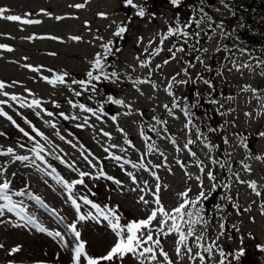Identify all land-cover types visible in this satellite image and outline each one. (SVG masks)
<instances>
[{
  "label": "rangeland",
  "instance_id": "1",
  "mask_svg": "<svg viewBox=\"0 0 264 264\" xmlns=\"http://www.w3.org/2000/svg\"><path fill=\"white\" fill-rule=\"evenodd\" d=\"M203 1L207 13L199 15V12L194 10L196 5L188 0H182L178 7H174L169 0H133L137 8L143 7L145 10V15L139 17L136 15L137 8L128 5L125 0H0V8L9 10L5 15H19L40 21L39 24L25 25L0 19V46H6L0 47V82L5 83V88L0 91H9V95H17L28 103L33 98L40 99L42 108L56 115L49 117L40 112V109L20 107L18 103L2 95L0 100H8V103L0 105V109L10 112L16 125L34 136L36 142L45 145L44 154L54 162L55 174L69 182L78 179V173L67 168L55 156H60L69 163L75 161L79 170L94 173L95 170L90 169L80 156L82 149L79 146L83 145L84 150L94 153L100 159L105 172L123 182V188L105 179L94 181L84 177L86 187L76 185L73 193L77 195L82 192L101 206L107 204L116 208L122 217V223H127L146 218L149 210L154 207L150 204L146 208L142 203H137V200L140 195H145L149 201L153 200L151 192L155 190L156 180L143 169H133L125 165L127 171L133 172L138 180H147L150 186L146 193L131 191L135 185L113 161L105 158L102 144L128 147L123 144L124 136L117 131V126L124 130L135 146L125 153L112 149L117 155L136 162L140 160L147 151L145 141L140 135L141 130L150 137L147 143H155L158 151L147 155L144 162L159 177V195L166 210L171 211L182 202L178 193L185 189H191V199H195L201 191L195 179L200 173L194 166L193 158L187 150L177 151V148L183 149L188 138L195 139L196 131L194 128H184L186 119L182 112L174 110L177 118H172L163 107L164 104L171 105L172 102V97L165 93L164 87L169 78L179 73L177 79L187 80L188 83L174 86V95L181 98V104L191 106L194 101L198 103L189 108L194 113L193 123L211 144L217 146L211 155L231 167L229 170L227 167L221 169L218 165H210L208 149L199 142L190 145L196 156L206 167H210L217 177L216 181L209 182L206 176H202L203 191L206 196L210 193V198L206 206L203 202L200 205L207 224L197 225L196 232H203L206 237V241L201 243L207 246L216 241L219 246L214 248L212 256L208 257L202 249L194 246L190 238L193 254L200 251L205 255V264H219L220 250L227 254L225 264H264V159H255L256 156L264 157V137L259 135L264 132V64L258 63L264 59L253 57L244 50H236L233 41L228 40L223 29L224 19L230 25L237 26L245 20L244 26L256 33L257 45L264 51V9L251 15L244 9L242 0H210L209 3ZM76 4L82 7H76ZM191 10H194V14ZM191 19L201 20L199 27L191 24L190 28H185L184 31L199 32V36L190 35L186 44H183L182 38L169 37L162 45L163 51L151 58L148 67L139 66L140 61L148 58L145 48L151 51L160 46L161 33H166L170 27L183 26ZM209 20L213 22V26L210 31H206L204 28L210 24ZM123 23L126 24V32L122 37H115L113 33ZM74 37L79 39H73ZM99 37H102L103 41L98 39ZM150 40L153 41L152 45L148 43ZM107 41H112V46L116 42L120 45L114 47L120 49L119 51L113 49L114 54L107 57L113 71L119 74V81L93 82L97 85L96 92L93 93L89 89L81 96H75L69 89L80 91L81 88L79 84L73 85L71 82L81 78L86 80V73L91 70L95 55L103 54L101 43ZM192 41L196 42L197 47L192 45ZM173 44H183L185 51L177 53L176 59L164 65V60L170 56L168 49ZM26 64L38 67L40 71H32L24 66ZM157 64L162 67L157 69ZM184 70L189 73L188 76L184 75ZM65 73L67 75L64 84L57 83L53 86L42 79ZM149 78L157 85V90L154 91L151 84H140L137 87L143 92L141 95L135 90L132 82ZM204 80L210 81L211 87L206 85ZM246 86L248 90H243ZM26 89L30 90L31 95ZM107 95H114L131 104V109L113 104L104 105L109 116H117L116 123L107 117L103 122L98 121L90 114L80 113L78 108H73L68 103L71 100L74 103L96 107V103L103 102ZM211 99H215L216 103H211ZM53 102L59 107L54 106ZM129 111L131 114H124ZM38 112L40 115H37ZM60 113L68 116L89 115V123L95 127L78 128L76 125L82 123V120H66ZM153 116L167 121L164 126L166 132L160 125H155L159 135L157 132L148 131L155 124ZM45 121L54 122L56 128H52ZM32 126L42 132L48 140L36 136ZM100 129L111 133L112 139L103 137ZM57 132L60 135H57ZM0 133V149L11 147L16 155L29 156L28 161H14L10 156L0 155V165H7L4 177L11 181V188L21 190L27 185L28 190L39 196L48 206L43 207L25 198L27 210L49 230L64 232V224L51 210L55 209L64 223H72L75 220L76 212L67 199V193L55 181L53 175L46 174L51 170L44 169L38 160L36 164L40 166L39 169L32 165L34 156L25 144L32 146L33 141L24 137L12 122L3 116H0ZM60 136H64L65 140H61ZM165 136L174 139L175 144L163 138ZM241 137L246 138L247 147L241 146ZM225 140L228 141L227 144ZM66 141H72L77 147H72V144ZM21 144L24 145L23 148L19 146ZM49 144L56 146L55 155H47V152L52 151L48 147ZM160 152L164 155L161 156ZM164 157H167L166 161ZM177 159L187 164V169H182L176 163ZM156 164L161 167L153 168L152 165ZM243 164H247L250 171H245ZM185 171L191 174L192 179L185 175ZM233 173H237L242 181H255L261 196H257L247 183H239ZM212 183H216L219 190L212 191ZM225 183L230 187L224 188L222 185ZM93 192L96 195L93 196ZM225 194L230 195L232 200L222 199ZM218 204L222 206L221 209L216 207ZM233 204L237 207L233 208ZM89 210L90 207L81 202V211ZM4 219L5 222L0 223V242L4 243V248H0V264H9L10 261L12 264H71L70 252L64 250L58 240L36 232L32 226L25 225L12 213H6ZM221 223L225 225L223 229L219 227ZM153 226H158L157 221H153ZM77 227L82 240L86 242V251L93 257L105 254L115 240L106 222L97 224L94 220L78 221ZM177 238L175 233L160 237L161 245L173 264H199L198 259L190 260L186 254L183 258L177 256ZM72 239L66 236L69 245ZM15 245H21V251L9 255L6 249L10 250ZM241 249L244 254L237 260L235 253ZM102 264L138 262L131 254H127L122 262L117 260ZM154 264L167 262L163 257H159Z\"/></svg>",
  "mask_w": 264,
  "mask_h": 264
},
{
  "label": "snow or ice",
  "instance_id": "2",
  "mask_svg": "<svg viewBox=\"0 0 264 264\" xmlns=\"http://www.w3.org/2000/svg\"><path fill=\"white\" fill-rule=\"evenodd\" d=\"M125 2L128 5H131L133 8H137V6L133 3V0H125ZM169 2L174 6L178 7L182 0H169ZM76 7H82V5H76ZM9 10L6 8H0V19H4L11 22H20L22 24L28 25V24H39V20H32L23 18L19 15H5L6 12ZM27 15V14H25ZM103 15V14H101ZM136 15L139 17H143L145 15V10L143 7L137 8ZM56 19H61V17H56ZM201 23V20L191 19L189 22L185 23L183 26L177 25L175 27L168 28L166 33L160 34V46L153 48L151 51H149L148 48H145L144 51L147 54V59L140 61V67H148L151 63V58L155 55H158L161 51H163L162 45L169 37H177L183 39V44H186L188 41V38L190 35L199 36L200 33H189L185 32V28H190L191 24H195L197 27H199ZM126 32V27L124 26H118L116 31L113 33L115 37H122V35ZM73 39H79L78 37H74ZM101 41H103L102 37H99ZM149 45H152L153 41L148 42ZM181 44L180 46H177L176 44H173L172 47L168 49L170 56L168 59L164 60V65H167L170 63L171 60L176 59L177 53H182L185 51V48ZM113 42L107 41L101 43V48L103 49V54L97 53L95 55V58L91 64V70H89L86 73V80H73L71 83L73 85L79 84L81 90L76 91L75 89L70 88L69 90L73 92L75 96H81L83 92L88 91L89 89L91 92H96L97 85L93 82H110V83H117L119 81V74L116 71H106V68H108V61L107 57L113 55ZM0 47H6V46H0ZM11 51V49H7ZM120 49H115V51H119ZM202 51H206V49H201ZM27 59V58H25ZM139 59V57L137 58ZM199 59V58H197ZM259 64H264V61L258 62ZM25 67L29 68L32 71H40V68L33 67L32 65H24ZM162 65L157 64L156 68H161ZM245 67H248V65H245ZM51 71V70H49ZM66 73L63 75L54 74L52 78L49 77H42L47 83L55 86L57 83L64 84ZM180 74L177 73L176 76H173L168 79L166 86L164 87L165 93L172 97L171 105L164 104L163 107L168 112V115L172 118H177L175 116L174 110H179L182 112L185 116L186 123L184 125L185 129L194 128L196 131L195 139L188 138L186 143L183 145V149L177 148V151L181 150H187L189 156H191L194 160V166L198 169L200 175H196L195 179L198 182L199 187L201 188L200 193L195 199H191L189 197V193L191 192V189H185L183 192L178 193V196L181 198V201L178 206L171 209V211L166 210L164 205L161 202L160 199V191H161V185L159 183V177L156 176V173L154 171H151L149 167L145 164V158L147 155L152 154L156 151H158L155 143H147V141L150 139V137L141 130V138L145 141V147L147 149L146 153H144L140 160L138 162L132 161L130 159H126L124 156L117 155L115 152L112 151V149H118L119 152L125 153L128 151L129 148H134L135 146L132 144V142L127 138V134L124 133V130L117 126V131L121 132L124 136L123 144L127 145L128 147H122L117 144H109L108 146H104L102 144V149L104 153H106V159H109L113 161L124 174L130 179L131 183L135 185V187L131 188V191H137L139 190L141 193H146L150 190L149 182L147 180H138L136 175L131 172L127 171L125 168V165H129L133 169H143L145 172H148L155 180V190L151 192V195L153 196V200L149 201L145 198V195H140L137 203H142L147 208L148 205L152 204L154 207H152L149 210V214H147L146 218H141L138 220H131L127 223H122V217L117 213V209L110 207L109 205L105 204L101 206L99 203L94 202L92 199L89 198L88 195H79L73 193V188L76 185H85L84 177H89L92 180H99V179H105L107 181H111L112 183L116 184L118 187L123 188V182L114 176L108 175L107 172H105L103 166L100 164V159L95 156L94 153L88 150L83 149V145H80L79 147L82 149L80 152V156L83 158L84 161L88 164L90 169L95 170V172L90 171H81L76 167L75 161L69 163L68 161L64 160L60 156H55L56 159L60 160L62 164H64L67 168L71 169L74 172L78 173L79 178L73 179L71 182L64 179L58 174H55L56 170L53 168L51 169V172L46 173L47 175H53L55 181L62 186L63 190L67 193V199L71 202L72 207L75 209L76 212V218L72 223H64V220L62 217H60L55 209H52L53 215L57 217V219L60 220L62 224H64V232L60 230H49L47 227H45L38 218L30 213L28 209V205L26 203V200L34 201L37 204L42 205L43 207H48L44 201L39 197L34 195L31 191L28 190V186L26 185L24 189L21 190H14L11 188V181L4 177V173L6 171L7 165H0V223L5 222V216L6 213H12L16 217H19L20 220L24 222L25 225L32 226L36 232L44 233L49 237H52L53 239H56L60 242L61 247L70 252V260L71 264H102V262H114V261H123L125 256L127 254H131L132 257L138 262V264H154L158 260L159 257H163L164 261L167 262V264H173V262L169 259L168 253L164 251L160 237L164 236L167 237L170 234L175 233L178 237L175 241L176 243V254L178 257L183 258V255H188V258L190 260H199V264H205L206 257L205 255L201 254L200 251L195 252L193 254V246L190 244V238H192L194 246L198 249H202L203 253L208 254V257L212 256L213 249L218 248V244L216 241H213L210 245H205L204 243H201V241H206V237L203 232L200 234H197L196 232V226L200 224H207V221L204 220L203 217V209L200 207V205L203 202V199H206L207 196L205 192L203 191L204 188V179L202 176H206V179L209 182H214L217 180L216 175L214 174L213 170L210 167H206L204 165V162L201 161L194 151L190 148V145L196 144L199 142L204 146V148L208 149V159L210 165H218L221 169L228 168L231 170L230 165H227L226 162H222L216 158H214L211 153L212 151L217 147L216 145H213L210 143V141L207 139V137L200 131V129L193 123V116L194 113H192L189 108L195 107L196 105H184L179 103L180 97H176L173 92V88L176 85L186 84L188 83L187 80L177 79V76ZM184 75L188 76L189 73L184 70ZM151 76V73H149V77ZM16 83V82H14ZM133 87L136 91L140 92L141 95H143V92L137 85L140 84H151L153 90H157V85L151 81V79L146 80H134ZM204 83L206 85H209L211 87L210 81L204 80ZM5 88V83L0 82V90H3ZM243 90H248L247 86ZM25 91L29 92V95H31L30 90L26 89ZM251 91L255 92V89H251ZM0 95L8 97L12 102H16L19 104L20 107H28V108H37L40 109V112H43L49 117H52L56 115L53 112H49L46 109L42 108V101L40 99L33 98L30 103L26 102L25 99L17 96V95H9L7 92L0 91ZM198 95V93H197ZM89 99H91V96H89ZM211 103H216L215 99L210 100ZM8 103V100H0V105H5ZM68 103L73 108H78L80 113H87L90 114V116L95 117L96 120L103 122L104 119L110 118L113 123H116L117 116L111 115L106 112L104 105L105 104H113L120 107H126L131 109V104L126 103L123 99L116 98L114 95H107L105 96L103 102H98L96 107H89L86 106L84 103H74L73 101L69 100ZM54 106L59 107V105L55 104L53 102ZM262 106H264V103H262ZM40 112L37 113V115H40ZM125 115L131 114V112H125ZM62 118L68 120H82V123H78L76 126L78 128H84V127H95V125H92L89 123V115H79L75 114L72 116H68L64 113L59 114ZM143 115V113H141ZM247 115V114H246ZM0 116L5 117L9 121L13 123L17 128H19V125H16V122L12 119L11 116L7 114V112L0 109ZM153 121H155V124L151 126L148 131L157 132V129L155 125H160L163 130L166 132L167 129L164 127L167 124V121L158 119L157 117H152ZM27 122V121H26ZM30 123V122H28ZM46 124H50L52 128H56V124L51 121H45ZM33 132L36 133V136L41 137L43 140L47 141L48 138L40 132L38 129H36L34 126H32ZM19 131L23 133L24 136L28 137L30 141H33V147L30 149V151L34 154V159L32 160V165L36 166L39 169V165L36 164V161L44 162V155L42 153H45V145L40 144L39 142H36V139L34 136H31L28 132H26L23 128H19ZM209 131H213V129H209ZM57 135H60L59 132L56 133ZM100 134L103 137H106L108 140H111V133L104 131L103 129H100ZM159 135V132H157ZM2 135V133H0ZM261 137H264V132L259 133ZM166 139H169L173 144H175V140L171 137H163ZM61 140H65L64 136H60ZM245 137H241L240 143L241 146L247 147L245 143ZM69 144H72V141H66ZM225 144L228 143L227 140L224 141ZM21 148L24 147L23 144L19 145ZM49 148L52 149V151L47 152V155H55V145H48ZM72 147H77L76 144H72ZM0 155L4 156H10L12 160L14 161H28L29 156L27 155H16L14 153V149L9 147L6 150L0 149ZM160 155L163 156L164 154L160 152ZM165 161L167 160V157H164ZM255 159H264V157L256 156ZM151 163V162H149ZM176 163L182 168L187 169L188 165L185 164L183 161L177 159ZM243 163V162H242ZM153 168H159L161 165L156 164L152 165ZM243 168L245 171H250V168L247 164H243ZM170 170V169H169ZM15 175V174H13ZM185 175L188 176L189 179H192V176L189 172L185 171ZM233 175L236 177V180L239 183H247L248 187L252 189V191L257 195L261 196V192L257 190V185L255 181H242L239 179V175L237 173H233ZM224 188H229L230 185L223 184ZM217 189V184L212 183V191H215ZM89 191H91L89 189ZM210 194V193H209ZM92 195H96V193H92ZM14 197H20L21 199H14ZM222 199H226L231 201L232 197L230 195L225 194ZM80 201V202H78ZM81 202L85 206H89L90 210L86 212L81 211ZM218 209H221V205H216ZM233 208H236L237 205L233 204ZM247 211V209H245ZM85 220H94L97 224L106 222V226L112 231V233L115 236V240L113 244L110 246V248L106 251L105 254L100 255L98 257H93L86 251V242H84L81 238V232L78 230L77 222L78 221H85ZM153 221H157L158 226H153ZM15 227H19V225H13ZM221 229L225 227L223 223L219 225ZM235 227V226H234ZM155 233V238H154ZM223 235V233H221ZM66 236L72 237L71 245H69V242L66 240ZM219 239V237L217 238ZM0 248H4V243L0 242ZM22 246L21 245H15L11 247L8 251L9 255L18 253L21 251ZM243 249L239 250L237 253H235V258L238 260L240 256H242ZM219 255L221 257V260L219 261V264H225V261L227 260V254L223 251H219ZM9 264H12L10 261Z\"/></svg>",
  "mask_w": 264,
  "mask_h": 264
},
{
  "label": "trees",
  "instance_id": "3",
  "mask_svg": "<svg viewBox=\"0 0 264 264\" xmlns=\"http://www.w3.org/2000/svg\"><path fill=\"white\" fill-rule=\"evenodd\" d=\"M188 2H193V5L195 6L194 10L196 12H199V15H202L203 13H207V9L204 7V1L203 0H188ZM241 4L244 5V9L246 11H249L250 14H256L260 13L264 9V0H242ZM194 10H191L194 14ZM223 29L226 33V37L229 41H233V47L236 50L240 51H246L250 53L253 57L256 56L258 58L264 59V51L257 45L258 36L254 31H250L248 28L244 26L245 20L237 26V25H230L229 22H227L226 19L223 21ZM210 23L208 26H206L204 29L206 31H210L213 26V22L209 20ZM192 45L196 46V42L192 41ZM118 47V42L115 43L114 47ZM113 47V48H114ZM115 49V48H114ZM114 53V51H113ZM108 68H106V71H113V66L108 63ZM201 103V101L199 102ZM195 101L193 102V105H197ZM192 108V107H191Z\"/></svg>",
  "mask_w": 264,
  "mask_h": 264
},
{
  "label": "water",
  "instance_id": "4",
  "mask_svg": "<svg viewBox=\"0 0 264 264\" xmlns=\"http://www.w3.org/2000/svg\"><path fill=\"white\" fill-rule=\"evenodd\" d=\"M207 1H210V0H207ZM209 198H210V196L207 198L206 203L209 201Z\"/></svg>",
  "mask_w": 264,
  "mask_h": 264
}]
</instances>
